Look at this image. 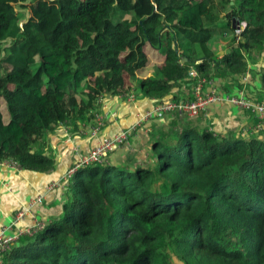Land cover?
Here are the masks:
<instances>
[{
    "label": "trees",
    "instance_id": "16d2710c",
    "mask_svg": "<svg viewBox=\"0 0 264 264\" xmlns=\"http://www.w3.org/2000/svg\"><path fill=\"white\" fill-rule=\"evenodd\" d=\"M30 1L56 11L48 34L15 10ZM216 34L230 35L220 57L207 47ZM262 62L264 0H0V165L49 173L47 134L87 125L104 98L132 87L188 101L172 90L190 69L229 94ZM258 76L256 97L245 94L262 102L264 68ZM195 119L173 116L147 166L77 169L61 216L2 264H264V133L220 134Z\"/></svg>",
    "mask_w": 264,
    "mask_h": 264
},
{
    "label": "crops",
    "instance_id": "0c3cea01",
    "mask_svg": "<svg viewBox=\"0 0 264 264\" xmlns=\"http://www.w3.org/2000/svg\"><path fill=\"white\" fill-rule=\"evenodd\" d=\"M230 35H214L207 47L211 53L220 57L229 49ZM148 58V71H151L154 65L159 63L156 51L146 48ZM264 68V62L255 66H249L247 73L242 77V88L250 97H256L259 90L258 73ZM252 73L255 78L251 79ZM247 82H243V78ZM188 82V81H187ZM180 81L178 89L175 87L172 92L180 99L191 98L190 83ZM223 83L220 79L212 80V87L222 95H237L240 90L233 87L229 94L222 89ZM249 86V89H247ZM190 87V88H189ZM206 88H209L206 86ZM129 93L114 98H104L101 101V110L99 114L106 115L105 127L102 136L113 137L120 131L130 128L146 111L152 109L156 99L142 97L139 93L130 87ZM133 95V100L129 98ZM172 95L165 96L162 100H170ZM171 116L164 115L145 123L143 129L136 132L128 143L116 150L108 158V163L115 167L134 168L136 166H147L152 162V144L153 138L162 130L168 128ZM255 117L249 112L241 110L227 103H219L211 106L201 120L197 121L201 126H208L213 131L220 134L230 132L237 133L243 130V135H252L255 133L253 127L256 123ZM90 123V122H89ZM79 124V123H78ZM77 124V125H78ZM81 124V123H80ZM78 125L74 128L68 123L59 124L56 130L48 133L44 144L41 146L43 153L50 156L55 161L54 169L49 173H37L31 171L13 170L0 165V229L12 223L15 215L27 208L28 204L42 197V203L36 204L32 208V216L41 222L48 219L58 218L63 212V205L66 202L65 185L50 189V185L62 179L66 171L74 164L77 159L74 148L78 149L79 154H86L98 143V138H93L87 131V125ZM69 129V131H68ZM70 135V139H68ZM32 216L28 215L22 219L17 226L28 227L33 224Z\"/></svg>",
    "mask_w": 264,
    "mask_h": 264
},
{
    "label": "built area",
    "instance_id": "2783aa9c",
    "mask_svg": "<svg viewBox=\"0 0 264 264\" xmlns=\"http://www.w3.org/2000/svg\"><path fill=\"white\" fill-rule=\"evenodd\" d=\"M187 81L191 82V99L183 100H162L157 101L151 110L146 111L130 128L120 131L113 137L102 136L103 128L105 127L106 115L97 114L94 119L88 123L87 131L93 138H98V143L86 154H79L78 149L74 148V153L77 156L74 164L66 171L62 179L50 185V189L67 184V181L72 178L77 169L91 165H105L108 163V158L116 150L129 142L135 136L136 132L143 129L145 123L159 116L169 115L186 117L195 119L200 114L205 113L211 106L219 103H227L241 110L249 112L255 117V125L253 131L264 130V101L257 102L248 97L244 90L237 95L225 96L220 94L212 87V81L207 82L206 79L195 69H190ZM243 82H247V78H243ZM209 87V88H206ZM129 98L133 100V95ZM69 131V129H68ZM68 135V139H70ZM2 166L10 169H15L16 165L12 162H4ZM42 203V197H38L28 204L27 208L19 211L15 215L12 223L0 229V264L3 262L4 255L15 245L22 237L32 236L39 230L43 229L44 223L36 220L32 216V208L36 204ZM32 216L33 224L28 227H18L17 224L26 216Z\"/></svg>",
    "mask_w": 264,
    "mask_h": 264
},
{
    "label": "rangeland",
    "instance_id": "374dc122",
    "mask_svg": "<svg viewBox=\"0 0 264 264\" xmlns=\"http://www.w3.org/2000/svg\"><path fill=\"white\" fill-rule=\"evenodd\" d=\"M33 2H27L25 4V8L21 9L20 6H14L15 10L24 15L25 18H31L33 19L36 23H40L44 29L45 33L48 34L50 29L55 25L57 16H56V11L55 10H49L47 6L43 3L40 2L36 4L34 2V6H31ZM244 27V25H241V29ZM228 51V50H226ZM80 102V97H76L75 99V104H78ZM264 131V130H263ZM263 131H254L255 133H252V135L256 133H264ZM173 261L172 264H179L176 259L171 258Z\"/></svg>",
    "mask_w": 264,
    "mask_h": 264
}]
</instances>
